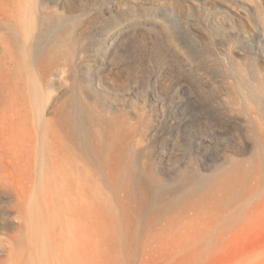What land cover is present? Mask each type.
Wrapping results in <instances>:
<instances>
[{
    "label": "rangeland",
    "instance_id": "374dc122",
    "mask_svg": "<svg viewBox=\"0 0 264 264\" xmlns=\"http://www.w3.org/2000/svg\"><path fill=\"white\" fill-rule=\"evenodd\" d=\"M82 3L84 28L77 44L83 60L74 62L73 80L61 82L75 100L92 84L91 102L104 118L128 126V137L117 133L109 139L115 147L122 145L116 156L126 161L128 183L120 184L117 172L116 191L100 190L104 215L118 222L114 204L134 193L124 217L131 214L140 226L148 222L152 232H159L171 213L154 221L159 213L149 212L148 206H157L160 194L168 196L193 175L202 181L239 162L249 172L238 201L222 214L229 217L237 202L252 200L225 232L218 251L201 264H264V119H258L249 100L255 85L264 81V0ZM52 39L46 28L37 44L42 47ZM64 69L53 68L50 81L56 84L66 76ZM258 100L260 110L264 100ZM256 151L262 155L252 169ZM112 233L118 241L120 230L115 226ZM139 238L132 264L156 257L144 250L148 244L154 248L152 239ZM108 249L102 246L101 252L111 264H121L120 253Z\"/></svg>",
    "mask_w": 264,
    "mask_h": 264
},
{
    "label": "bare ground",
    "instance_id": "6f19581e",
    "mask_svg": "<svg viewBox=\"0 0 264 264\" xmlns=\"http://www.w3.org/2000/svg\"><path fill=\"white\" fill-rule=\"evenodd\" d=\"M82 6V0H0V264H99L101 259L111 264L102 246L120 253L121 264H132L141 235L155 243L145 252L156 255L141 264H201L218 251L252 200L237 202L229 217L222 214L238 201L248 167L232 162L210 178L193 175L168 196L160 194L157 206H148L159 213L154 221L171 213L159 232L148 222L140 226L131 214L124 217L134 193L114 204L118 222L105 216L100 190L116 191L117 172L120 184L128 183L126 161L116 156L122 145L109 139L117 133L128 137V126L104 118L91 102L92 84L75 100L61 82L72 81L74 62L83 60L77 44L83 36ZM46 28L53 39L40 47ZM53 68H66L56 84L49 78ZM254 95L251 106L263 120L258 98L264 100V81L255 85ZM254 154L252 169L262 155Z\"/></svg>",
    "mask_w": 264,
    "mask_h": 264
}]
</instances>
